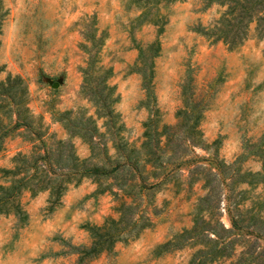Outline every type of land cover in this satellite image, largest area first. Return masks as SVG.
Returning <instances> with one entry per match:
<instances>
[{
	"label": "rangeland",
	"instance_id": "1",
	"mask_svg": "<svg viewBox=\"0 0 264 264\" xmlns=\"http://www.w3.org/2000/svg\"><path fill=\"white\" fill-rule=\"evenodd\" d=\"M203 1L162 5L164 16L157 24L139 23L138 8L126 0H0V79L7 74L20 76L30 114L29 122L16 124L11 105L0 109V184L6 180L3 169L12 165L13 155L39 144V134L69 136L55 119L57 111L83 107L94 112L80 92V67L90 33L101 36L98 56L113 68L109 83L118 95L114 105L131 143L140 144L144 131L153 128L152 121L158 129L162 123L174 124L184 99L204 106L199 123L204 144L182 143L172 151L164 147L160 153L167 167L156 171L158 175L165 171L167 177L135 196L152 221L136 237L117 241L109 252L85 256L77 263L78 249L90 242V227L118 215L119 195L112 190L124 175L105 177L102 186L110 183L112 190H100L92 178L85 177L69 184L52 207H48L49 192L42 190L22 195L24 217L0 213V264H185L195 246L158 245L191 225L197 198L206 192L204 178L213 180L211 186L216 182L217 193L224 191L237 166L242 171L260 169V157L250 152L264 148L260 139L264 134V40L251 33L239 45L228 47L222 40L207 39L194 26L210 24L223 7L213 0L203 7ZM155 40L159 51L152 58L153 96H149L139 70V48ZM183 83H188L186 92H182ZM160 138L163 147L166 138ZM71 139L80 157L89 155L87 142L79 136ZM108 153L113 158L114 149L109 147ZM220 180L225 184H219ZM233 187L247 188L243 207L259 194L264 204L263 183L239 182ZM223 205L221 220L230 226ZM262 248L264 237L255 242L256 251ZM227 263L222 259L210 264Z\"/></svg>",
	"mask_w": 264,
	"mask_h": 264
},
{
	"label": "trees",
	"instance_id": "2",
	"mask_svg": "<svg viewBox=\"0 0 264 264\" xmlns=\"http://www.w3.org/2000/svg\"><path fill=\"white\" fill-rule=\"evenodd\" d=\"M126 1L138 8L136 18H140L139 23L149 21L160 24L164 16L160 11L161 6L181 0ZM213 1L223 7L218 17L208 25L194 26V30L211 41L222 40L228 47L239 45L251 33L264 40V0ZM210 2L204 0L203 7ZM86 38L89 46L86 45L85 63L80 67V92L92 103L94 112L90 113L83 107L57 111L55 119L62 123L69 136L58 138L53 133L39 134V144L34 145L29 152L19 151L13 155L12 165L3 169L6 180L0 184V213L11 212L21 218L25 216L21 197L26 192L33 195L47 190L48 207H52L59 202L71 183L76 184L90 177L97 183L98 189L112 190L110 183L102 186L105 177L108 178L110 174H114L115 178L124 175L121 177L123 181H118L117 189L112 190L119 195L116 206L118 215L108 216L103 223L90 227V242L78 249L77 263L85 256L109 252L117 241L132 239L151 224L150 217L144 212L145 208L139 207L134 198L167 177L165 171L162 175L156 171L157 168L167 167L160 153L164 147L172 151L182 143L188 146L204 144L199 128L204 106H200L195 99H184L183 106L177 110L174 124L162 123L158 129V123L152 121L150 125L153 128L144 131L139 145L128 141L123 133L124 122L114 105L118 95L114 84L109 83L113 68L103 63L98 56L101 36L90 33ZM158 47L159 43L155 40L139 48V70L143 74L144 87L149 96H153L149 81L152 58L158 54ZM21 84L22 79L18 75L7 74L4 79H0V109L11 105L18 119L16 124H25L30 119L27 89ZM187 86L188 83L182 84V92H186ZM189 109L197 113L188 114ZM98 119H102L101 124ZM162 135L166 139L164 146L160 147ZM262 135L260 139L264 144ZM71 136H79L87 142L90 149L88 156L80 157L77 154ZM109 147L114 149L113 158L108 153ZM250 153L260 157V169L242 171L237 166L234 175L229 176L230 182L224 185V191L217 193L216 182L211 186L213 180L205 177L203 186L206 192L197 198L191 225L182 228L172 238L158 245V248L182 247L185 244L195 246L196 249L185 264H210L222 259L228 260L227 264H264V248L255 250L256 239L264 237L263 200L260 194L252 196V203L243 207L247 188L233 187L239 182L250 186L264 184V148L258 147ZM222 164L218 163V166ZM147 165L150 166L148 169L145 167ZM220 183L225 184L223 180ZM221 203L224 204L230 226L221 220ZM238 244L242 248L236 251Z\"/></svg>",
	"mask_w": 264,
	"mask_h": 264
},
{
	"label": "water",
	"instance_id": "3",
	"mask_svg": "<svg viewBox=\"0 0 264 264\" xmlns=\"http://www.w3.org/2000/svg\"><path fill=\"white\" fill-rule=\"evenodd\" d=\"M57 84H58V83H57L56 81H55V82H53V85H54V86H56Z\"/></svg>",
	"mask_w": 264,
	"mask_h": 264
}]
</instances>
